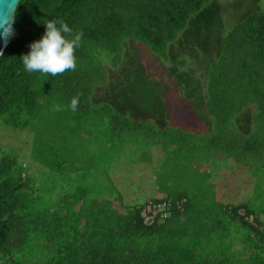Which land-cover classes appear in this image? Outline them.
Here are the masks:
<instances>
[{
  "label": "trees",
  "instance_id": "16d2710c",
  "mask_svg": "<svg viewBox=\"0 0 264 264\" xmlns=\"http://www.w3.org/2000/svg\"><path fill=\"white\" fill-rule=\"evenodd\" d=\"M52 19L83 32L75 51L77 69L56 77L28 73L20 57L43 36V21ZM14 23L18 34L0 55V123L5 127L27 131L18 130L27 125L19 119L21 112L52 111L89 128L106 115L115 120L119 114L95 97L97 88L109 83V69L124 62L126 43H140L168 63L172 49L185 39L186 55L175 57L174 85L191 110L178 107L186 113L173 114L200 115L209 131L195 135L168 126L152 139L147 162L154 163L155 151L160 159L180 158L187 174L207 156L230 166L247 168L255 161L264 167V0H20ZM77 95L76 111L53 110ZM155 95L154 107L140 115H170L161 92ZM134 122L128 127L147 130L143 121ZM46 142L43 135L38 145ZM6 149L0 143V264H264V209L247 207L241 215L239 206L216 201L220 210L213 214L208 203L172 186L170 177L162 178L163 196L143 202L98 197L86 183L52 199L55 192L42 191L23 159L21 164L18 154ZM58 152L55 146L51 153ZM47 154L37 153L35 163L49 164L52 155ZM66 163L57 166V180ZM163 203L170 215L162 217L160 211L153 224H145L142 211L150 214ZM236 228L246 232L239 242Z\"/></svg>",
  "mask_w": 264,
  "mask_h": 264
},
{
  "label": "rangeland",
  "instance_id": "374dc122",
  "mask_svg": "<svg viewBox=\"0 0 264 264\" xmlns=\"http://www.w3.org/2000/svg\"><path fill=\"white\" fill-rule=\"evenodd\" d=\"M214 10L215 7L211 9ZM214 41L208 40V44L213 45ZM126 45L124 62L118 68L109 69V83L104 87H98L95 97L96 100L101 99L119 114V117L117 116L115 120L108 115L98 117L100 119H96L89 128L86 124L79 125L69 121L66 115H52V111H43L33 116L21 112L19 119L27 125L18 130L25 128L27 131H14L0 123V143L7 147V153L15 151L20 157L21 164L23 159L30 177L34 175L37 178L39 188L42 191L51 189L52 193L55 192L51 196L52 199L57 198L56 193L67 192L86 183L93 195L98 197H123L126 204L132 199L136 200L135 203L143 202L151 197L163 196L164 193L160 191L164 190L162 178L166 180L170 177L172 183H175L172 186L187 191L193 198H200V203H208L213 214L220 210H217L219 206L213 204L216 201L225 206L228 204L239 206L241 215L245 214L244 209L247 207L261 212L264 209V167L255 161H250L252 167L241 168L230 166L225 159L207 156L198 159L202 161L197 171L187 174L180 158L176 160V156L171 155L168 160L160 159L159 155L152 151L154 161L152 164L156 165H149L147 159L155 145L152 140L155 134L159 136L158 133L165 132L168 130L167 127L171 126L182 132L195 131V135H198L203 131H209V126L207 119L202 120L200 115L173 114V110L177 114L186 113L178 107L191 110L190 103L181 98L178 88L174 85L178 76L174 69L175 57L186 55L185 39L179 40L175 49H172L173 55L168 63L161 61L157 54L140 43L128 42ZM201 49L203 48L198 45L197 50L200 52ZM160 92L170 115H140L143 108L150 111L154 107L157 99L152 98ZM102 102L99 106L105 105ZM134 121H143L147 130L128 127L136 124ZM33 135L34 138H31ZM43 135H46L47 142L40 146L38 142ZM30 143L34 146L29 155ZM194 145L198 146L199 143L195 140ZM55 146L59 152L52 154ZM35 152L43 154L44 157L48 156L47 152L50 153L52 158L49 164L35 163L34 160H37L38 156ZM143 155L148 156L145 159ZM66 161L64 176L57 180L55 178L59 172L56 170L57 166L65 164ZM154 174L161 185L160 189L157 188ZM87 176H90L89 180L86 179ZM45 183L51 184L43 185ZM201 209L203 213L205 211L203 204ZM261 214L264 224V213ZM227 221L228 219L224 218V222ZM233 226L234 223H231V227L235 228ZM237 229L241 228L233 229V233L235 241L239 242L246 232Z\"/></svg>",
  "mask_w": 264,
  "mask_h": 264
},
{
  "label": "clouds",
  "instance_id": "9594fccd",
  "mask_svg": "<svg viewBox=\"0 0 264 264\" xmlns=\"http://www.w3.org/2000/svg\"><path fill=\"white\" fill-rule=\"evenodd\" d=\"M43 24V36L33 41L29 45L30 51L20 57L25 71L52 77L76 71L78 64L75 51L82 45L83 32L74 30L63 19L44 20ZM78 106L79 95L74 96L63 108L54 105L53 110L62 111L67 108L76 111Z\"/></svg>",
  "mask_w": 264,
  "mask_h": 264
},
{
  "label": "water",
  "instance_id": "95a60500",
  "mask_svg": "<svg viewBox=\"0 0 264 264\" xmlns=\"http://www.w3.org/2000/svg\"><path fill=\"white\" fill-rule=\"evenodd\" d=\"M20 0H0V53L10 40L18 34L15 27V13ZM6 29L8 32L6 34Z\"/></svg>",
  "mask_w": 264,
  "mask_h": 264
},
{
  "label": "built area",
  "instance_id": "2783aa9c",
  "mask_svg": "<svg viewBox=\"0 0 264 264\" xmlns=\"http://www.w3.org/2000/svg\"><path fill=\"white\" fill-rule=\"evenodd\" d=\"M154 207L155 208L152 210V212L150 214H148L146 212V210L142 211V215L144 217V222L147 225H151V224L154 223L155 218L158 215L157 213L160 212V211H162L161 212L162 217H167L168 215H170L168 210H167V207H166L165 203L161 204L158 208H156L157 206H154ZM163 209H165V210L163 211Z\"/></svg>",
  "mask_w": 264,
  "mask_h": 264
}]
</instances>
